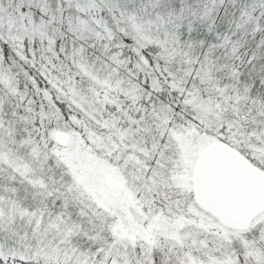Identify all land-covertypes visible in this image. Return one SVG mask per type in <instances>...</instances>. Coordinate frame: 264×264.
Instances as JSON below:
<instances>
[{"label": "snow or ice", "instance_id": "obj_1", "mask_svg": "<svg viewBox=\"0 0 264 264\" xmlns=\"http://www.w3.org/2000/svg\"><path fill=\"white\" fill-rule=\"evenodd\" d=\"M0 264H264V0H0Z\"/></svg>", "mask_w": 264, "mask_h": 264}]
</instances>
